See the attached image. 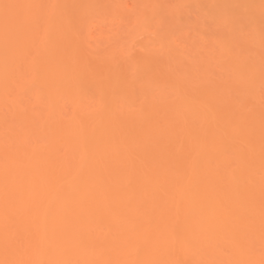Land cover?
<instances>
[{"label": "bare ground", "instance_id": "bare-ground-1", "mask_svg": "<svg viewBox=\"0 0 264 264\" xmlns=\"http://www.w3.org/2000/svg\"><path fill=\"white\" fill-rule=\"evenodd\" d=\"M99 1L0 0V264H264V106L108 54Z\"/></svg>", "mask_w": 264, "mask_h": 264}, {"label": "rangeland", "instance_id": "rangeland-1", "mask_svg": "<svg viewBox=\"0 0 264 264\" xmlns=\"http://www.w3.org/2000/svg\"><path fill=\"white\" fill-rule=\"evenodd\" d=\"M99 2L107 5V13L111 14L110 17L107 14V20L99 29L91 31L97 32L93 34L97 38L104 28L102 32L107 33L104 39L111 36L108 44L114 46L109 49L103 45L107 40L104 43V39H100L106 35L101 32L98 41L86 37L87 48L96 51L97 45L100 49L108 47L110 52L102 49L103 54L97 50L98 54L109 56L112 50L113 56L124 59L148 54L162 71L171 73L186 87L197 89L210 83L209 87L225 93L240 86L241 90L252 92L239 95L240 99L250 105L259 102L256 107L264 106V0ZM87 31L85 27L83 32ZM99 55L93 53L88 58L98 62L102 58ZM116 58L115 65H118L121 60ZM252 107L244 109L250 112Z\"/></svg>", "mask_w": 264, "mask_h": 264}]
</instances>
